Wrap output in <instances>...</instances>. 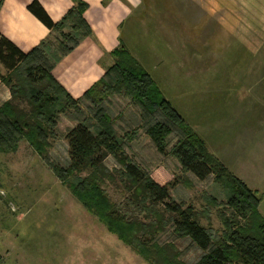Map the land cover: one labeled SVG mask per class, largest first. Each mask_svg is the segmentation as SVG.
I'll use <instances>...</instances> for the list:
<instances>
[{
  "label": "rangeland",
  "instance_id": "374dc122",
  "mask_svg": "<svg viewBox=\"0 0 264 264\" xmlns=\"http://www.w3.org/2000/svg\"><path fill=\"white\" fill-rule=\"evenodd\" d=\"M122 27V44L143 64L166 99L237 178L261 198L264 216V0H133ZM60 39H53L49 53ZM55 49V48H54ZM113 77H115L113 75ZM136 106L116 86L84 98L73 109L97 132L104 119L115 125L126 151L173 200L194 207L199 222L220 233L221 212L231 195L212 176L201 182L172 152H158ZM72 121L64 118L61 136ZM139 130H138V129ZM138 133L135 135V131ZM59 137V136H58ZM175 146L177 136L170 137ZM67 145L59 137L43 161L27 142L0 154V264H151L91 214L52 170L67 169ZM110 169L120 168L113 157ZM112 199L125 194L107 186ZM174 243L183 261L203 252L171 226L159 238Z\"/></svg>",
  "mask_w": 264,
  "mask_h": 264
},
{
  "label": "trees",
  "instance_id": "16d2710c",
  "mask_svg": "<svg viewBox=\"0 0 264 264\" xmlns=\"http://www.w3.org/2000/svg\"><path fill=\"white\" fill-rule=\"evenodd\" d=\"M73 1L74 8L58 24L39 2L29 6L30 12L58 35L30 54L0 32V80L12 94L9 102L0 105V154L17 153L21 143L27 142L48 162L54 143L63 138L68 145L70 166L53 167L54 173L65 184L77 179V183L69 185L74 197L110 233L151 264H187L174 243L159 241L171 226L179 238L191 239L203 252L196 264H264V216L259 208V194L209 152L206 143L123 44L112 54L114 66L84 98H94L96 92L111 88L116 81V86L137 107L134 115H139V129H144L159 153L172 152L183 169L201 182L215 176L216 183L231 195L221 212L223 230L217 233L206 228L199 222L194 207L173 200L171 185L158 183L138 165L108 119L94 132L87 121L72 114L83 99L74 100L51 71L55 63L91 35L85 20L88 5L82 0ZM66 28L70 32L53 48L52 55L46 47L51 40L60 39ZM62 117H70L77 125L61 136ZM174 134L177 142L170 150V137ZM109 157L120 168L110 169L106 164ZM109 185L123 191V204L109 195L106 189Z\"/></svg>",
  "mask_w": 264,
  "mask_h": 264
},
{
  "label": "crops",
  "instance_id": "0c3cea01",
  "mask_svg": "<svg viewBox=\"0 0 264 264\" xmlns=\"http://www.w3.org/2000/svg\"><path fill=\"white\" fill-rule=\"evenodd\" d=\"M36 1L56 24L62 22L75 6L73 0H0V32L26 54L57 35L30 12L29 6ZM82 1L88 5L85 20L91 35L55 63L51 71L54 79L76 101L84 99L114 66L112 54L122 44V27L135 6L133 0ZM11 98L10 89L0 80V105ZM64 118L67 117H62V121ZM70 122L71 125L62 134L77 125L74 121Z\"/></svg>",
  "mask_w": 264,
  "mask_h": 264
}]
</instances>
